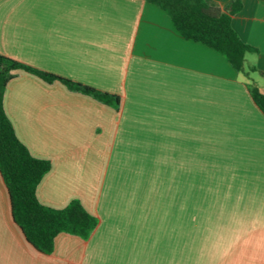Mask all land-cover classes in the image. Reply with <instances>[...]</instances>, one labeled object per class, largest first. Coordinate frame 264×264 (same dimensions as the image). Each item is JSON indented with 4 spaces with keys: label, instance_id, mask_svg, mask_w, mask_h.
Returning <instances> with one entry per match:
<instances>
[{
    "label": "crops",
    "instance_id": "0c3cea01",
    "mask_svg": "<svg viewBox=\"0 0 264 264\" xmlns=\"http://www.w3.org/2000/svg\"><path fill=\"white\" fill-rule=\"evenodd\" d=\"M241 2L232 25L258 49L248 74L147 0H0L1 54L120 98L15 71L6 112L52 164L39 200H80L98 225L40 251L0 170V264H264V112L251 93L264 91V0Z\"/></svg>",
    "mask_w": 264,
    "mask_h": 264
},
{
    "label": "trees",
    "instance_id": "16d2710c",
    "mask_svg": "<svg viewBox=\"0 0 264 264\" xmlns=\"http://www.w3.org/2000/svg\"><path fill=\"white\" fill-rule=\"evenodd\" d=\"M147 1L162 7L185 38L214 48L237 71L249 73L246 68L247 54L258 52V49L245 43L232 25V15L242 8L241 0H234L227 11H223L212 0ZM18 69L36 74L47 82L60 80L70 89L91 95L107 104H118L120 98L116 94L32 67L0 53V170L11 195L15 221L29 242L40 251L50 254L60 232L87 238L98 225V218L77 199L64 208L50 207L39 200L37 188L50 171L51 161L32 155L18 137L4 105L7 85ZM251 93L264 112V91L252 85Z\"/></svg>",
    "mask_w": 264,
    "mask_h": 264
},
{
    "label": "rangeland",
    "instance_id": "374dc122",
    "mask_svg": "<svg viewBox=\"0 0 264 264\" xmlns=\"http://www.w3.org/2000/svg\"><path fill=\"white\" fill-rule=\"evenodd\" d=\"M253 76L260 84L264 85V78H261L257 73H253Z\"/></svg>",
    "mask_w": 264,
    "mask_h": 264
}]
</instances>
